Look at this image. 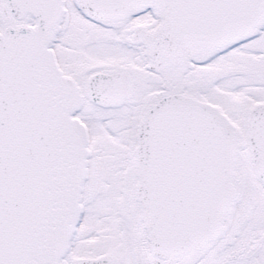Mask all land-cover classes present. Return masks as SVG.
<instances>
[{
  "label": "snow or ice",
  "instance_id": "snow-or-ice-1",
  "mask_svg": "<svg viewBox=\"0 0 264 264\" xmlns=\"http://www.w3.org/2000/svg\"><path fill=\"white\" fill-rule=\"evenodd\" d=\"M0 264H264V0H0Z\"/></svg>",
  "mask_w": 264,
  "mask_h": 264
}]
</instances>
